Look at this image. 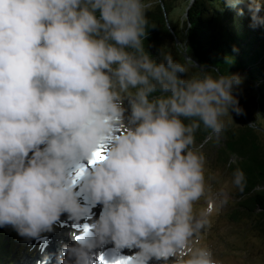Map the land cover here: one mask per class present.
<instances>
[{"label":"clouds","instance_id":"clouds-1","mask_svg":"<svg viewBox=\"0 0 264 264\" xmlns=\"http://www.w3.org/2000/svg\"><path fill=\"white\" fill-rule=\"evenodd\" d=\"M237 4L253 26L264 25L259 0H226ZM150 7L143 0H0V226L35 238L63 213L74 222L90 217L81 194L102 206L90 230L61 247L58 264H95L93 249L109 241L113 256L138 249L132 264H170L169 257L219 264L210 249L190 244L228 193L194 212L205 177L204 157L192 146L201 124L209 139L219 138L221 117L242 112L233 94L242 78L203 70L188 77L172 55L144 54ZM98 147L105 158L82 166ZM232 184L243 192L242 170Z\"/></svg>","mask_w":264,"mask_h":264},{"label":"trees","instance_id":"trees-1","mask_svg":"<svg viewBox=\"0 0 264 264\" xmlns=\"http://www.w3.org/2000/svg\"><path fill=\"white\" fill-rule=\"evenodd\" d=\"M181 1L185 3L183 16L171 23L169 15L182 3ZM143 2L151 3L146 13L148 19L146 36L142 40L144 54L151 48H163L165 53L185 65L187 76L190 77L204 74L201 70L212 75L239 74L242 78L241 83L233 92L238 94L242 112L250 122H254L256 116L258 119L261 118L264 126V25L253 26L246 9L241 8V13L234 12V7L226 6V0H143ZM159 3L163 5L164 15L179 41V46L174 45L170 33L164 26ZM178 47L203 69L189 68ZM233 113L234 117L242 121L241 123L244 122L237 113ZM251 129L245 125L239 130L238 140H233L232 137L229 140V147L231 149L238 147L240 154L246 157L239 168L245 176L244 190L237 192L240 208H236L231 217L235 220L242 215L246 217L257 212L255 227L264 236V190H255V185L264 181V161L260 157L259 146L256 149L255 136L248 133ZM207 132L208 130L201 124L195 132V143L204 142ZM225 156L226 154L222 157L219 154V162L226 163ZM230 166L231 164L229 168ZM1 227L0 264H11L9 257L13 251L19 252L22 244H17L18 234L14 228Z\"/></svg>","mask_w":264,"mask_h":264},{"label":"rangeland","instance_id":"rangeland-1","mask_svg":"<svg viewBox=\"0 0 264 264\" xmlns=\"http://www.w3.org/2000/svg\"><path fill=\"white\" fill-rule=\"evenodd\" d=\"M181 2L169 15L171 23H174V20H180L183 16V6L185 3L184 1ZM259 2L264 5V0H259ZM241 8L243 10L245 9L242 4H237L233 8V11L241 13ZM247 14L248 12H246V16ZM259 15L264 16V8H262ZM124 104L127 106L126 100ZM229 114H225L221 119L225 122V125L234 128L233 131L236 134L237 127L243 123L237 117L233 116L234 113L231 109L229 110ZM248 116L252 117L251 114H248ZM255 119L254 122L258 123L248 133L255 136L256 149L259 146L260 154L264 159V126L261 118L258 119L256 116ZM224 139L225 134L222 133L219 138L212 137L210 139L211 141L207 139L204 142H196L192 146L194 151L204 157L205 177V195L194 203V212L199 213L204 209L208 201L214 199L220 190L228 193V200L224 206L218 207L213 212L209 217V224L198 236L193 238L190 247L192 249L207 247L212 251L214 258L219 261V264H264V236L255 227L258 219L257 212L246 217L242 215L235 220L231 217L232 212L236 208H240L238 205L240 201L237 199L238 189L232 184L233 173L236 169L240 168V163L236 164L234 161V164L232 163L229 168L230 164H228V160L226 163L219 162V154L222 157L229 153L227 150L218 152L222 147L220 141L222 142ZM61 220H63L62 215L53 225L51 232L41 233L39 237L32 238L17 235V244H22V247L19 252L13 251L9 257L12 261L11 264H24V260L29 264L30 261L34 260L37 252L40 251L44 241L48 242V246L49 244L52 246L53 243L51 244L52 241L49 239V235H53V232H56V229L60 227ZM1 228L9 229L13 227L11 225H5ZM6 236L10 238V236ZM187 258V256L183 257L185 260ZM174 259V257H169L170 264H177V262L173 261ZM159 263L162 264V261H159Z\"/></svg>","mask_w":264,"mask_h":264},{"label":"bare ground","instance_id":"bare-ground-1","mask_svg":"<svg viewBox=\"0 0 264 264\" xmlns=\"http://www.w3.org/2000/svg\"><path fill=\"white\" fill-rule=\"evenodd\" d=\"M87 161L83 162V165H86ZM89 165V164H88ZM85 200V204H88V206L91 209V216L93 221H95L100 213L101 205L96 204L95 206H92L90 201L87 200L86 196L84 194L80 195V200ZM63 217V220H61L60 227L56 229V232H53V235H49V239H51V244L48 246V242L44 241L43 246L41 247L40 251L37 252L34 260L30 261L29 264H37V261L42 260L44 256H47L49 259L47 261V264H58V257L60 256V249L65 244H72L74 243L73 240V233L76 235H79L81 231L86 230L88 225H90L89 219H83L79 222H74L68 218V215L66 213L61 214ZM92 221V222H93ZM104 247L107 249V247H112L113 244L111 241L104 244ZM104 249V248H102ZM97 249H93V252H95ZM121 250L131 251L133 254L138 251L136 248H122ZM22 264V263H21ZM24 264H27L26 260H24ZM148 264H160L159 261H157L155 258L151 259Z\"/></svg>","mask_w":264,"mask_h":264},{"label":"water","instance_id":"water-1","mask_svg":"<svg viewBox=\"0 0 264 264\" xmlns=\"http://www.w3.org/2000/svg\"><path fill=\"white\" fill-rule=\"evenodd\" d=\"M158 1V0H157ZM144 3H146V4H149V5H151V3H148V2H144ZM160 4V8H161V12H162V14H163V17H164V26H165V28L167 29V31L170 33V35H171V37H172V39H173V43H174V45H176V46H179V41H178V39L176 38V35L174 34V32H173V30L171 29V27H170V25H169V23H168V20H167V18H166V16L164 15L165 13H164V10H163V5H162V3H159ZM181 47V46H180ZM180 47H178V49L180 50V54H181V57L183 58V60L185 61V63H186V65L189 67V68H197V69H199V70H201V69H203L202 67H200L196 62H194V61H192V59L185 53V51L184 50H181V48ZM162 53H165V51L163 50V48H151V49H149L148 50V53L146 54V55H148L150 58H152L153 60H160V59H162ZM193 74V73H192ZM191 74V75H192ZM188 77H190V76H188ZM192 77H198V75H196V76H192ZM233 94L237 97V99H238V94L237 93H235V92H233ZM239 104V103H238ZM240 106V105H239ZM241 118H242V120L244 121L243 122V124H241V126H239V127H237V129H236V134L234 133V131H233V129L234 128H231V127H229V126H227V125H225V128H224V131L222 132V133H224L225 134V139H224V141H220V143H221V145H222V147L220 148V150H227V151H229V153L226 155V158H227V160L229 161V163L228 164H234V161L236 162V164H238V163H241L243 160L245 161L246 160V157L245 156H243V155H241L240 154V152H239V150H238V147H236L235 149H231L230 147H229V140H230V138L232 137V139L233 140H238V138H239V136H240V134H239V130H240V128H243L245 125L246 126H248V127H251V128H254V127H256V124L254 123V122H250V121H248L247 120V118H246V116L244 115V113L243 112H240L239 114H238ZM242 122V121H241ZM209 131L210 130H208V132H207V134H206V139H205V141L208 139V141H211L210 139H209V136H208V133H209ZM263 132H264V130H263ZM213 142V141H212ZM220 143H218V144H220ZM259 150V149H258ZM219 151V150H218ZM241 151V150H240ZM261 157V159L264 161V159H263V156H260ZM230 161H231V163H230ZM264 163V162H263ZM255 190H257V191H263L264 190V181H261V182H259V183H257L256 185H255Z\"/></svg>","mask_w":264,"mask_h":264},{"label":"snow or ice","instance_id":"snow-or-ice-1","mask_svg":"<svg viewBox=\"0 0 264 264\" xmlns=\"http://www.w3.org/2000/svg\"><path fill=\"white\" fill-rule=\"evenodd\" d=\"M105 158L104 148L98 147L91 155V158L88 161V164L94 165L97 162L102 161ZM84 168L81 167L77 170L76 176L79 177L83 174ZM79 239V236H77ZM96 264H132L130 257H122L118 255H114L113 258H106L104 254H100L96 257Z\"/></svg>","mask_w":264,"mask_h":264}]
</instances>
